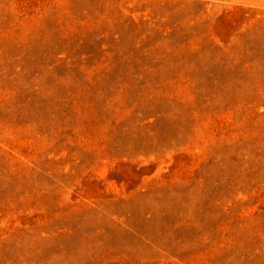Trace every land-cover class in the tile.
Segmentation results:
<instances>
[{"label":"rangeland","instance_id":"rangeland-1","mask_svg":"<svg viewBox=\"0 0 264 264\" xmlns=\"http://www.w3.org/2000/svg\"><path fill=\"white\" fill-rule=\"evenodd\" d=\"M0 264H264V0H0Z\"/></svg>","mask_w":264,"mask_h":264}]
</instances>
